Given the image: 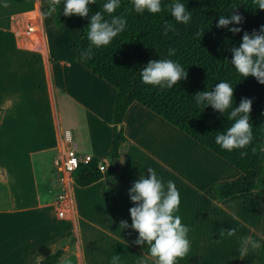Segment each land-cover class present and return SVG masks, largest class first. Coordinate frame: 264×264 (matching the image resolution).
Masks as SVG:
<instances>
[{"label":"crops","instance_id":"0c3cea01","mask_svg":"<svg viewBox=\"0 0 264 264\" xmlns=\"http://www.w3.org/2000/svg\"><path fill=\"white\" fill-rule=\"evenodd\" d=\"M41 7L48 0H0V264H40L61 248L71 264H111L115 255L119 264H153L147 244H135L138 232L120 229L121 220L132 223L129 189L149 168L180 193L177 214L191 250L178 264H264V189L220 201L216 186L242 172L139 103L125 115L116 171L76 185L75 218L57 217L56 129L69 130L80 154L109 168L116 89L77 61L84 18L57 27ZM34 23L46 54L20 34ZM221 228L236 235L222 238ZM245 236L261 247L241 256Z\"/></svg>","mask_w":264,"mask_h":264},{"label":"trees","instance_id":"16d2710c","mask_svg":"<svg viewBox=\"0 0 264 264\" xmlns=\"http://www.w3.org/2000/svg\"><path fill=\"white\" fill-rule=\"evenodd\" d=\"M89 5V17L84 18L77 61L93 74L116 89L113 111L112 147L108 174H113L119 164L120 148L127 142L124 135V118L133 103H139L159 115L171 125L186 133L199 144L208 148L231 165L239 169L243 176L233 182L216 186L217 197L224 201L233 196L264 189V153L252 152V147L264 145V85L254 77L244 78L230 63L231 48L242 42L243 32L233 35L227 29L217 27L220 15L231 14L238 7L239 14L245 18L241 25L244 31L251 33L264 25V11L253 9L252 0H182L192 12V20L187 25L176 24L168 4L172 0H163V12L152 15L147 12L138 14L131 9L130 0H121L116 15L127 20L125 30L107 47L93 49L94 56L87 62H81L80 54L89 47L87 28L91 16L102 10L106 0H96ZM47 7L40 8V14ZM63 5L54 14V23L61 27L67 17L63 14ZM105 18L107 14H105ZM172 23L176 31L164 35V23ZM203 27L204 35L196 38L195 33ZM175 49V55L168 57V49ZM169 58L180 63L188 72L187 80H181L172 89L161 90L142 82L139 72L149 60ZM228 82L234 88V107H238L242 98L253 102L250 114L253 125V144L246 149L247 156L241 157L240 150L225 151L215 143L217 132H223L230 126L226 116L209 107H198L194 96L197 92L212 90L219 82ZM94 158L90 164H81L75 173V182L79 187H87L100 181L104 174ZM65 250L58 249L45 257L40 264H57Z\"/></svg>","mask_w":264,"mask_h":264},{"label":"clouds","instance_id":"9594fccd","mask_svg":"<svg viewBox=\"0 0 264 264\" xmlns=\"http://www.w3.org/2000/svg\"><path fill=\"white\" fill-rule=\"evenodd\" d=\"M96 0H48L47 10L43 13L46 18L57 13L58 7L63 5V15L71 18L89 17V5L96 4ZM131 9L138 14L145 12L156 15L163 12V0H130ZM253 9L264 11V0H252ZM7 7V5H5ZM121 7V0H106L102 10L93 14L87 28L89 47L80 54L81 62H87L94 56L93 49L109 46L126 28L127 20L123 15H116ZM168 10L176 24L187 25L192 20V12L182 0H172ZM107 14L108 18H105ZM245 18L239 14L238 7L233 8L230 16L220 15L218 28L227 29L233 35L243 32L242 42L238 47L231 48L232 58L230 63L237 73L245 79L254 77L257 82L264 85V25L259 30L251 33L244 31L241 25ZM175 26L165 21L164 35L175 32ZM201 27L196 33V38L204 35ZM168 57L175 55V49L169 48ZM142 82L152 87L163 89L174 88L181 80H187L188 72L178 62L169 58L149 60L139 72ZM198 107H211L221 115L226 116L230 126L223 132H217L215 143L221 149L232 152L240 150L241 157L247 156V151L254 140L253 125L250 114L253 102L249 98H242L239 106L234 107V88L228 82H219L212 90L197 92L194 96ZM252 152L264 153V145L252 147ZM129 198L134 205L129 209L132 223L120 221V229L131 227L138 232L135 244L143 247L147 244L149 256L153 264H178V259H183L191 250L189 227L182 223V218L177 213L181 203L180 193L171 180L165 182L157 176L154 169H148V175H141L129 189ZM234 220H239L235 212L231 213ZM236 229L225 230L221 228L220 236L229 238L236 235ZM261 247L259 241L252 236L240 239L239 252L241 256L248 251ZM120 257L115 255L111 264H119ZM57 264H71L66 256H60ZM140 264H144L141 260Z\"/></svg>","mask_w":264,"mask_h":264},{"label":"built area","instance_id":"2783aa9c","mask_svg":"<svg viewBox=\"0 0 264 264\" xmlns=\"http://www.w3.org/2000/svg\"><path fill=\"white\" fill-rule=\"evenodd\" d=\"M20 34L30 37L39 46L41 53L46 54L45 35L38 23L27 25L26 29ZM56 135L59 155L55 159L54 167L60 176V192L54 202V207L60 220H71L76 215L74 198V188L76 187L75 173L81 164H90L95 157L78 152L77 144L69 130L58 126ZM98 167L103 174L108 170L107 166L102 162H99Z\"/></svg>","mask_w":264,"mask_h":264}]
</instances>
